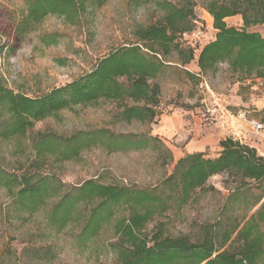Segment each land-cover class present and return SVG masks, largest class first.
I'll return each mask as SVG.
<instances>
[{
    "label": "rangeland",
    "instance_id": "obj_1",
    "mask_svg": "<svg viewBox=\"0 0 264 264\" xmlns=\"http://www.w3.org/2000/svg\"><path fill=\"white\" fill-rule=\"evenodd\" d=\"M25 1L0 0V83L30 98L65 86L89 73L105 55L137 42L138 28L154 25L161 19L163 13L156 6L157 2L191 7L195 19L193 30L201 31L202 36L196 42L182 37L184 46L194 49V59L189 64L180 65L175 54L165 59L167 66L156 78L161 94L159 115L153 122H116L113 116L119 103L106 100L61 110L35 121L24 136L0 138V167L6 172L15 176L35 171L53 175L63 184V190L90 179L105 185L152 190L172 173L186 144L200 142L202 133L207 131L218 138L221 129H225L220 126L225 116L242 112L246 119L264 123L262 79L238 82V76L231 74L224 64H219L213 73L195 76L199 51L216 34L206 6L210 2L228 4L232 0H138V3L107 0L101 6H88L74 24L66 22L63 16H46L24 34L11 52L12 38L4 36L3 32L4 29L8 32L9 24L20 21L26 14ZM224 22L228 27H243L239 15L228 17ZM248 31L264 36L261 26H252ZM51 40L54 43L48 44ZM125 103L132 105L130 101ZM3 124L0 118V128ZM100 128L115 134L150 135L157 139L153 145L155 150L107 153L101 148H91L81 152L76 160L62 163H55L49 157L38 159L31 150V142L41 133L67 138L79 131ZM245 134L251 143L264 145V132L261 137L246 130ZM224 136L230 135L225 133ZM213 152L214 148L209 146L204 155L212 157ZM236 190L240 200L245 202V206L238 209L226 202ZM259 196L260 202L255 203ZM262 203L263 186L256 182L241 186L234 176L221 173L210 177L202 189L196 190L187 205L180 209L173 207L155 217L146 231L161 226L167 236H187L197 242L205 230L216 224L225 225L235 218H247ZM53 204L54 201L49 200L36 211L28 212L0 188V264L116 263L115 256L106 248L113 235L111 225L105 226L86 248L80 249L73 243L80 223L69 225L60 233L50 227L47 216ZM88 207L82 205L79 209L84 213ZM262 230L264 232V224Z\"/></svg>",
    "mask_w": 264,
    "mask_h": 264
},
{
    "label": "trees",
    "instance_id": "obj_2",
    "mask_svg": "<svg viewBox=\"0 0 264 264\" xmlns=\"http://www.w3.org/2000/svg\"><path fill=\"white\" fill-rule=\"evenodd\" d=\"M106 1L26 0V14L20 21L11 22L8 32L4 29L3 35L12 38L9 50L13 52L24 34L46 16H63L74 24L88 6H101ZM156 6L163 13L161 19L138 28L137 42L105 55L89 73L61 88L30 98L0 83V118L4 120L0 138L24 136L35 121L99 100L119 103L113 116L116 122H153L159 115L161 94L156 78L167 66L165 59L170 55L175 54L182 66L194 59V49L184 46L182 37L193 31L195 22L191 7L168 1L157 2ZM206 10L213 18L216 34L199 51L195 76L213 73L219 64H224L238 76V82L259 78L264 83V36L248 31L252 26L264 28V0L210 2ZM236 15L241 17V29L228 27L224 22ZM53 43L54 40L48 42ZM155 142L157 139L150 135L115 134L100 128L79 131L67 138L41 133L31 142V150L38 159L49 157L62 163L76 160L81 152L91 148L107 153L137 152L155 150ZM218 145L221 151L215 158L192 153L178 159L172 173L152 190L105 185L93 179L63 190V184L53 175L35 171L15 176L1 167L0 188L28 212L53 200L47 216L50 227L60 233L69 225L80 223L73 237L74 245L80 249L111 225L113 235L106 248L115 256V264H264V203L247 218L210 227L197 242L187 236H167L161 226L146 231L155 217L187 205L196 190L218 174L234 176L241 186L256 182L264 187V156L232 137L221 139ZM260 200L259 196L254 202ZM226 202L237 209L245 206L237 190ZM82 205H89L84 213L79 209Z\"/></svg>",
    "mask_w": 264,
    "mask_h": 264
},
{
    "label": "crops",
    "instance_id": "obj_3",
    "mask_svg": "<svg viewBox=\"0 0 264 264\" xmlns=\"http://www.w3.org/2000/svg\"><path fill=\"white\" fill-rule=\"evenodd\" d=\"M236 97H239V96L236 95ZM223 119L224 120L220 122L221 123L220 126L222 127V125H225V129H221L222 133L218 134V138L215 139V136H213L210 131L203 132L202 136L199 139L200 142L191 141L190 143L186 144V146L184 147V150H183L184 153H181L180 158L184 157L187 154L205 153L207 147H209V146H212V148H214V152L212 154V157H209V158H215L216 156H218V153L221 151V148L219 147L218 144H219V141L221 139L225 138V136H224L225 133H228V135H232V134L241 135V138H242L240 141L241 143H244V144L256 149V151L261 156H264V145L261 144V146L259 147L258 145L251 143V140L246 137L245 130L247 131V128H245L246 127L245 124L236 120L231 114H229L228 116H225V118H223ZM209 143H211V144H209Z\"/></svg>",
    "mask_w": 264,
    "mask_h": 264
},
{
    "label": "built area",
    "instance_id": "obj_4",
    "mask_svg": "<svg viewBox=\"0 0 264 264\" xmlns=\"http://www.w3.org/2000/svg\"><path fill=\"white\" fill-rule=\"evenodd\" d=\"M202 36L201 31L199 30H193L190 33L184 34L183 37L190 38L194 42L198 41ZM236 120L239 122H245V126L247 127V131L249 134L261 137L262 133L264 132V123L259 120L254 119H246L245 114L242 112H238L237 115L233 116ZM222 127H225L222 125ZM229 137H233V139L241 141V135L232 134Z\"/></svg>",
    "mask_w": 264,
    "mask_h": 264
}]
</instances>
